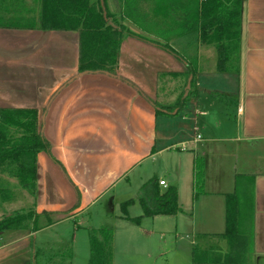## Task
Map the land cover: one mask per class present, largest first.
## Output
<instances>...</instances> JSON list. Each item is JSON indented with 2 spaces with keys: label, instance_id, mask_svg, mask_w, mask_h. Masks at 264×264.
I'll list each match as a JSON object with an SVG mask.
<instances>
[{
  "label": "crops",
  "instance_id": "0c3cea01",
  "mask_svg": "<svg viewBox=\"0 0 264 264\" xmlns=\"http://www.w3.org/2000/svg\"><path fill=\"white\" fill-rule=\"evenodd\" d=\"M129 39L134 45L155 48ZM123 44L116 69L118 79L105 73H79L77 32L0 28V108L35 109L37 131L50 146L49 154L39 152L36 156V192L30 203L27 197L31 195L16 179L20 199L0 177V185L11 192L0 206L8 210L4 216L30 210L64 213L34 234L28 230L4 233L0 264H28L31 238L43 237L60 223L73 222L76 233L85 229L78 218L119 183L126 182L127 173L144 159L157 162L156 156L160 160L156 174L146 179L136 194L120 193L113 201L116 199L120 207L131 200L126 216H141L138 192L154 180L161 193L176 189L180 212L142 218L135 225L124 219L120 208L115 220L135 226V230H125H138L148 239L154 235V228L162 229L169 223L171 251H177L183 239L188 241L177 251L183 253L185 264L193 263L195 248L219 259L229 251L221 236L226 197L234 195L240 232L247 239L246 258L241 264H264V0H241L237 73L215 70L216 53L211 59L206 54L212 46L196 43L195 48L184 50V55L196 57L197 63L194 86L181 108L168 100L158 105L129 75L120 72ZM139 57L129 55L134 60ZM184 67L169 70L157 65L152 73L157 82L160 75L181 79V96L186 87ZM203 79L207 85L202 97ZM155 89L157 96V85ZM143 94L168 114L157 115ZM181 189L187 194L186 201L181 200ZM17 205L26 207L15 209ZM130 207L139 208L141 213L129 216ZM146 220H150L148 226L144 225ZM159 235L160 243L165 244L166 237ZM157 253L154 264L159 259L164 264H176L175 260L167 261L166 253ZM114 260L113 249V264Z\"/></svg>",
  "mask_w": 264,
  "mask_h": 264
},
{
  "label": "trees",
  "instance_id": "16d2710c",
  "mask_svg": "<svg viewBox=\"0 0 264 264\" xmlns=\"http://www.w3.org/2000/svg\"><path fill=\"white\" fill-rule=\"evenodd\" d=\"M146 1L152 13L145 12L140 0H117L120 19L131 18L143 35L133 33L117 21L108 11L106 0H0V28L77 32L79 73H105L115 78H118L115 71L124 38H135L149 44L185 66L186 87L178 99V108L195 83L196 57L185 56L184 50L195 48L196 43L213 46L215 70L219 73L238 72L241 0ZM148 34L155 39L149 38ZM183 39L186 42L183 43ZM211 94L217 96L216 93ZM143 97L154 107L157 115L168 114L144 94ZM37 118L35 109L0 108V174L16 179L18 186L33 197L36 192V156L39 152L49 154L50 148L37 131ZM9 198V190L0 185V200L4 202ZM137 202L142 215L135 218L126 216L131 200L120 205L124 219L135 225H139L142 218L171 216L180 212L176 189L168 188L161 193L154 180L140 188ZM63 214L45 211L38 214L30 210L4 216L0 220V246L4 233L28 230L34 234L54 224ZM239 227L237 198L227 196L225 230L221 238L228 245V253L222 256L221 262V257L216 259L217 255L201 254L195 248L192 264L243 263L247 239ZM88 232V264H113V231L100 227ZM33 240L31 238V250ZM70 256L67 249L48 258L44 264H65ZM35 259H31V264H36L33 262Z\"/></svg>",
  "mask_w": 264,
  "mask_h": 264
},
{
  "label": "rangeland",
  "instance_id": "374dc122",
  "mask_svg": "<svg viewBox=\"0 0 264 264\" xmlns=\"http://www.w3.org/2000/svg\"><path fill=\"white\" fill-rule=\"evenodd\" d=\"M108 11L114 15V18L121 24L124 25L128 30L136 33L138 35H143L142 32L133 25L131 18H126L124 20L120 19L119 7L117 0H106ZM141 7L145 10L146 13L151 12V6L148 1L140 0ZM149 23L150 19L148 20ZM151 39H155L153 35H147ZM122 53L125 55L122 57L121 63V73L124 75H129L130 80L133 81L137 86L141 88L144 92L148 93L151 99L156 100L158 105H161L163 102L167 100L171 103L172 106L178 103V98L182 93V86L184 85L181 79H172L171 77H166L165 75H160L157 80L153 76V70H155L158 66H162L163 69L170 68L169 70H177L181 67V63L177 61L171 55L152 47H146L144 45L133 44L129 38H124L123 40ZM211 52L208 51L207 57L211 59V55L215 53L214 47H210ZM140 56L137 60L133 58H129V55ZM159 58V59H158ZM213 58V57H212ZM120 63V61H119ZM116 69H119V66H116ZM116 72V71H115ZM157 82V83H156ZM185 82V81H184ZM206 79L201 80V93L203 97V93L205 90L203 87L206 84ZM156 85L158 86V95L155 96L154 92L156 91ZM207 85V84H206ZM172 91L169 92L171 89ZM206 88V87H205ZM203 91V92H202ZM167 92V93H166ZM164 98V99H163ZM166 98V99H165ZM170 106V108L172 107ZM181 108V106L179 107ZM172 109V108H171ZM179 121V120H177ZM160 128V127H159ZM158 162L151 163L149 159H144L142 163L136 168L132 169L127 173V181H122L119 183L113 192L106 194L102 197L96 205L85 211V213L78 218V222L81 224L82 230H79L77 233L75 232L76 225L71 222H63L58 224L52 230L43 234V237H35L33 240V249L31 250V240H30V256L31 259L35 257V261L39 264H44L48 260V258L56 256L58 251H61L68 246V250L70 251V258L66 261L65 264H88L89 261V241H88V231L90 229H98L100 227H107L114 231V240H113V249L115 260L114 264H154V259L159 257L158 252L166 253L167 261L172 262L175 260L176 264H185L183 263L182 257L184 250L181 252L182 254H177V251L181 250V247H185V243H187V239H183L181 245L178 244L177 251H171L174 246L170 245V241L173 242L172 235L168 234L169 223L164 224L162 229L154 228V235L150 236L149 239L142 236L138 230L136 233L129 232L125 230L126 228L136 229L135 226L130 224H126L125 222H118L115 220V216L120 214L119 203L114 199L117 194H136L139 186L148 178H151L156 174V167L160 163L158 160L159 157H154ZM159 176V174H158ZM0 177L3 178L4 182L7 183L11 187V192L15 194L14 197L16 199H20V194L18 195V187L15 184V179L10 177L9 175L0 174ZM2 185V184H1ZM5 188V187H4ZM17 190V192L15 191ZM9 192V193H11ZM11 195V194H10ZM31 197V198H30ZM27 197L28 201L33 199L32 196ZM181 200H187V194L185 191L181 189L180 193ZM1 202V200H0ZM5 202V201H4ZM13 203V202H12ZM8 206H12L6 204ZM4 207V206H3ZM26 206L17 205L15 209L25 208ZM13 209V210H15ZM6 207L3 209L0 206V219L7 213ZM72 211H68L71 213ZM129 216L135 217L141 213L139 208L130 207L128 209ZM14 213V212H13ZM65 213V214H68ZM150 220L145 221V226H148ZM125 225V226H124ZM129 225V226H127ZM115 227V228H114ZM125 227V228H124ZM147 230V229H146ZM169 230V231H168ZM162 231V233H161ZM166 237V243H160L159 238L156 235ZM70 247V248H69ZM41 251L46 252V254H42ZM165 262V261H164ZM163 260H158L156 264H164ZM31 264V260L28 262Z\"/></svg>",
  "mask_w": 264,
  "mask_h": 264
},
{
  "label": "built area",
  "instance_id": "2783aa9c",
  "mask_svg": "<svg viewBox=\"0 0 264 264\" xmlns=\"http://www.w3.org/2000/svg\"><path fill=\"white\" fill-rule=\"evenodd\" d=\"M159 185H161V186H162V185H164V182H162V181H161V182H159Z\"/></svg>",
  "mask_w": 264,
  "mask_h": 264
}]
</instances>
